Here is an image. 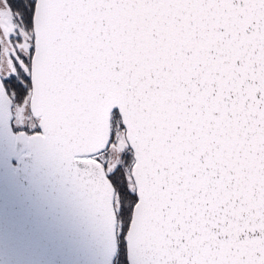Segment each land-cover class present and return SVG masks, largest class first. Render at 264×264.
<instances>
[{
  "label": "snow or ice",
  "instance_id": "obj_1",
  "mask_svg": "<svg viewBox=\"0 0 264 264\" xmlns=\"http://www.w3.org/2000/svg\"><path fill=\"white\" fill-rule=\"evenodd\" d=\"M0 131L106 264H264V0H0Z\"/></svg>",
  "mask_w": 264,
  "mask_h": 264
},
{
  "label": "water",
  "instance_id": "obj_2",
  "mask_svg": "<svg viewBox=\"0 0 264 264\" xmlns=\"http://www.w3.org/2000/svg\"><path fill=\"white\" fill-rule=\"evenodd\" d=\"M85 211L36 153L0 131V264H106Z\"/></svg>",
  "mask_w": 264,
  "mask_h": 264
}]
</instances>
